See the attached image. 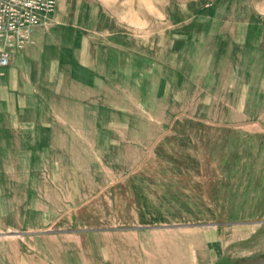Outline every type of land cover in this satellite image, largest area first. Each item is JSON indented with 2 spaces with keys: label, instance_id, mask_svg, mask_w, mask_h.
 I'll use <instances>...</instances> for the list:
<instances>
[{
  "label": "rangeland",
  "instance_id": "374dc122",
  "mask_svg": "<svg viewBox=\"0 0 264 264\" xmlns=\"http://www.w3.org/2000/svg\"><path fill=\"white\" fill-rule=\"evenodd\" d=\"M55 1L107 80L42 74L38 111L12 114L48 124L34 136L49 154L0 161V264H264L261 219L197 221L223 220L201 202L219 184L257 188L264 216V0ZM175 232L193 244L147 235Z\"/></svg>",
  "mask_w": 264,
  "mask_h": 264
},
{
  "label": "crops",
  "instance_id": "0c3cea01",
  "mask_svg": "<svg viewBox=\"0 0 264 264\" xmlns=\"http://www.w3.org/2000/svg\"><path fill=\"white\" fill-rule=\"evenodd\" d=\"M48 18L50 22L35 27L32 34V42L23 50H14L11 53L10 64L0 69L2 72L0 74V161L3 167L4 162L11 159L23 161L34 160L35 158H48L49 149L47 141L45 143L43 140L38 142L34 136L35 129L42 131L48 124L44 121L13 120L12 118V114L14 113L18 116L19 113L31 112L35 108L38 111L37 105L34 104V90L36 85L37 87L40 86L39 81L42 80V74L45 75L43 79L49 82L62 80L64 79L63 74L67 75L69 73L73 76L75 75L74 78L76 80L81 81L83 75L86 74L82 64H89L97 72L102 73L104 79L107 80L105 77L106 65L102 60L98 59V55L102 53L98 52L97 46H93L94 54L88 63L86 61L85 50H75L71 45L73 44V28L69 24H72L74 20L79 23L75 15L73 14V17H71L68 12L56 9ZM78 40L82 41L81 34L78 35ZM85 40L88 41V38L85 37ZM74 58L77 60H74ZM86 78L93 83L96 80V75L87 73ZM100 83L97 82L88 89L89 97L96 95L97 86ZM50 85H43L42 88H49ZM188 135L185 133V135L177 136V139L184 141L187 137L192 141L197 139L196 134ZM198 142H202L200 135H198ZM197 147L198 143L194 146V149L196 150ZM185 148L186 152L190 150L187 144ZM174 161L177 162L176 160ZM21 170L24 172V167ZM183 173L190 176L191 171L185 170ZM248 184L250 183H246V186ZM191 189L192 196L189 195L186 205L187 208L194 209L199 204V200L194 198V188L191 187ZM201 189V202L204 205L205 201L209 202L208 209L211 208L215 211L216 215H221L223 220L205 218L197 220L199 223L207 225L237 223L245 226L253 225L258 219L264 222V216H260L258 213L257 188L250 193H247L246 191L248 190L246 189L243 191L241 186L236 185L219 184L209 188L201 186ZM261 202L264 203V199H261ZM217 209L218 211H216ZM147 235L170 236L175 239L176 245L181 246L193 244L194 237L192 232L182 235L177 232ZM147 235L144 233L140 236ZM200 237H215L213 241L207 239L205 244L221 245V236ZM251 237L239 236L237 241L241 243ZM218 251L220 252L221 249H218Z\"/></svg>",
  "mask_w": 264,
  "mask_h": 264
},
{
  "label": "built area",
  "instance_id": "2783aa9c",
  "mask_svg": "<svg viewBox=\"0 0 264 264\" xmlns=\"http://www.w3.org/2000/svg\"><path fill=\"white\" fill-rule=\"evenodd\" d=\"M55 7V0H0V69L10 64L14 50L32 42L35 27L45 24Z\"/></svg>",
  "mask_w": 264,
  "mask_h": 264
}]
</instances>
